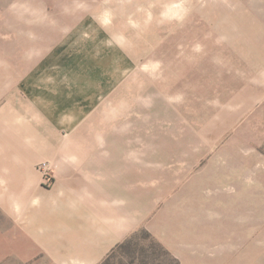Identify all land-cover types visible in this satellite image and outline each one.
<instances>
[{"label": "rangeland", "instance_id": "obj_1", "mask_svg": "<svg viewBox=\"0 0 264 264\" xmlns=\"http://www.w3.org/2000/svg\"><path fill=\"white\" fill-rule=\"evenodd\" d=\"M13 8L0 23V53L49 12L68 42L80 39L97 118L107 102L114 134L178 163V193L193 188L206 208L194 207L193 264H264V0H9L0 11ZM154 244L140 232L111 262L174 264Z\"/></svg>", "mask_w": 264, "mask_h": 264}, {"label": "crops", "instance_id": "obj_2", "mask_svg": "<svg viewBox=\"0 0 264 264\" xmlns=\"http://www.w3.org/2000/svg\"><path fill=\"white\" fill-rule=\"evenodd\" d=\"M16 9L0 11V23L11 22ZM25 13L31 20L37 14ZM49 15L21 24L26 38L12 34L9 53H0V96H7L0 106V259L101 264L146 229L181 264H193L200 238L193 212L201 205L203 214L205 202H194L187 185L178 193V163L170 156L114 134L110 104L97 118L98 91L83 88L80 39L68 42ZM42 162L51 164L50 185Z\"/></svg>", "mask_w": 264, "mask_h": 264}, {"label": "trees", "instance_id": "obj_3", "mask_svg": "<svg viewBox=\"0 0 264 264\" xmlns=\"http://www.w3.org/2000/svg\"><path fill=\"white\" fill-rule=\"evenodd\" d=\"M140 232H144V233H146V235H147V237L148 238H150L152 241H153V243H155L154 245H156L157 247H160L161 249H163L164 251H165V253L166 254H168V255H172L173 256V254L168 250V249H166V248H164V246L160 243V242H158V240L149 232V231H147L146 229H141V230H139V231H137V232H135L134 234H132L128 239H126L123 243H121V244H119L109 255H108V257L101 263V264H113L112 262H111V260H112V257L114 256V254L119 250V249H122V248H124L125 246H126V244H128L133 238H135L137 235H138V233H140ZM174 257V256H173ZM180 263V261L176 258V257H174V264H179Z\"/></svg>", "mask_w": 264, "mask_h": 264}, {"label": "built area", "instance_id": "obj_4", "mask_svg": "<svg viewBox=\"0 0 264 264\" xmlns=\"http://www.w3.org/2000/svg\"><path fill=\"white\" fill-rule=\"evenodd\" d=\"M42 167H43V170L45 171L48 168V164L47 163H43L42 164ZM44 179H45V176H44Z\"/></svg>", "mask_w": 264, "mask_h": 264}]
</instances>
